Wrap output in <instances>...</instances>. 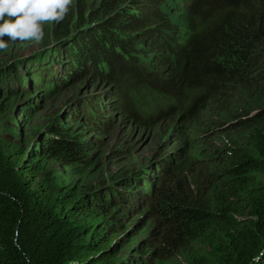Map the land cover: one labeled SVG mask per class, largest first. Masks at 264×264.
<instances>
[{
    "label": "trees",
    "instance_id": "trees-1",
    "mask_svg": "<svg viewBox=\"0 0 264 264\" xmlns=\"http://www.w3.org/2000/svg\"><path fill=\"white\" fill-rule=\"evenodd\" d=\"M42 23L39 52L0 62V124L18 97L102 88L31 144L2 126L0 264H264V0H74ZM115 114L170 136L154 176L94 186L101 145L87 137ZM140 213L142 233L119 238Z\"/></svg>",
    "mask_w": 264,
    "mask_h": 264
},
{
    "label": "rangeland",
    "instance_id": "rangeland-1",
    "mask_svg": "<svg viewBox=\"0 0 264 264\" xmlns=\"http://www.w3.org/2000/svg\"><path fill=\"white\" fill-rule=\"evenodd\" d=\"M93 1L97 0H86L87 3L91 4H93ZM40 46V44L34 42L23 51L13 47L7 54L0 57V62L2 64L8 63L13 57H20V55L28 58V56L34 54L33 51L39 52ZM97 87L102 88L100 84ZM99 88L92 87L91 84L84 80L76 85L67 86L46 99L39 98L34 101L33 96L26 98L18 97L12 104V108L17 112L13 116L16 122L13 124L11 121L5 120L4 124H0V137L10 138L8 134L3 132L2 127L10 123L15 131L20 130L26 143L31 144L40 134L41 128L46 126L56 115H61L65 111H72L71 106L76 103L79 97L91 95L99 90ZM34 97L37 98L36 95ZM31 99L32 102L28 103ZM40 101L42 103L40 104L41 108L39 110H35L34 112L28 111L31 104H36ZM74 109H76V106H74ZM114 118L115 123L108 131L89 133L87 137V140H92L93 138L98 139L101 145V148L95 150L92 156L94 158L101 156L100 166L102 167L101 173L94 178V186H102L110 180L111 176L143 172V170H148L150 176H154L157 171V165H152V160L154 158L156 160L159 159V156L165 151L162 145L170 136L172 129V124L168 123H162L154 129H139L129 125L127 122H122L116 114ZM27 134L28 136H26ZM225 141V139H222L216 146H221ZM18 142L17 140L16 143ZM177 146L176 142L170 141L167 149H175ZM129 151H131V155L127 156V152ZM49 166L53 167L54 164L51 163ZM143 215L140 213L128 219L127 230H123L119 238L124 237L134 227H139L138 232L142 233L146 221L142 222ZM133 234L135 235L133 242L136 245L144 240V236L136 234L135 231Z\"/></svg>",
    "mask_w": 264,
    "mask_h": 264
},
{
    "label": "clouds",
    "instance_id": "clouds-1",
    "mask_svg": "<svg viewBox=\"0 0 264 264\" xmlns=\"http://www.w3.org/2000/svg\"><path fill=\"white\" fill-rule=\"evenodd\" d=\"M72 6L73 0H0V51L8 41L39 43L45 35L42 22H62Z\"/></svg>",
    "mask_w": 264,
    "mask_h": 264
}]
</instances>
